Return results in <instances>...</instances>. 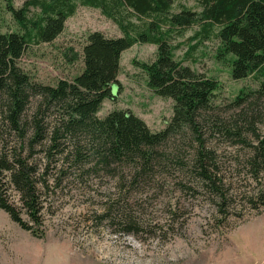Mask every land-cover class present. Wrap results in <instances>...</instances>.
<instances>
[{"label":"trees","instance_id":"trees-1","mask_svg":"<svg viewBox=\"0 0 264 264\" xmlns=\"http://www.w3.org/2000/svg\"><path fill=\"white\" fill-rule=\"evenodd\" d=\"M200 12L182 7L173 13L174 0H78L99 9L122 36L93 32L82 49L83 70L72 81L56 86L33 81L18 65L27 42L50 43L74 14L76 0H28L21 9L8 5L23 33H0V210L36 239L45 237L46 216L70 191L80 190L120 166H132L135 175L160 165L156 149L173 131L193 127L196 117L209 108L217 81L194 73L174 60V35L196 27L198 43L218 40L217 60H230L231 78L261 79L264 97V0H197ZM40 15L27 17L29 8ZM137 43L157 47L153 62L141 64L148 88L171 99L173 116L166 128L152 132L131 111L113 110L104 118V100L112 101L121 55ZM116 90V91H117ZM241 90L236 101H242ZM245 167L252 181L264 173V139L252 147ZM211 152L197 151L192 163L194 182L221 199L223 182ZM244 194V193H242ZM263 201L264 191L246 197ZM91 199V197H89ZM97 222L122 226L124 234H137L142 224L130 214L121 196H105ZM170 215H173L170 213Z\"/></svg>","mask_w":264,"mask_h":264},{"label":"rangeland","instance_id":"rangeland-1","mask_svg":"<svg viewBox=\"0 0 264 264\" xmlns=\"http://www.w3.org/2000/svg\"><path fill=\"white\" fill-rule=\"evenodd\" d=\"M26 1L0 0V33H23L8 5L18 10ZM76 3L56 39L27 42L18 65L33 81L53 87L60 80L72 81L83 70L82 49L91 33L122 36L99 9ZM182 7L201 10L197 0H174L172 12ZM39 15L38 8H29L28 18ZM197 30L173 36L172 46H178L174 60L217 81L209 108L196 117L193 127L173 131L156 149L160 165L150 172L141 170L137 176L132 166H120L85 188H73L53 205L54 214L46 216L43 239L23 231L0 210V264H48L64 257L72 264H264V199L252 204L246 198L264 191V173L254 182L245 167L252 147L264 139V97L258 93L262 80H233L232 58L217 60L218 40L198 43L193 39ZM156 52L155 45L137 43L122 53L119 90L114 86L112 101L104 100L99 118L113 110H129L152 132L166 128L174 103L148 88L140 66L153 62ZM241 90L243 100L236 101ZM200 150L211 152L223 182V199L193 180L192 163ZM105 196L127 201L129 213L142 223L139 233L124 234L122 226L94 219L93 211L101 213Z\"/></svg>","mask_w":264,"mask_h":264},{"label":"crops","instance_id":"crops-1","mask_svg":"<svg viewBox=\"0 0 264 264\" xmlns=\"http://www.w3.org/2000/svg\"><path fill=\"white\" fill-rule=\"evenodd\" d=\"M48 264H72V263L68 262V259L64 257V258H59L57 263L48 262ZM86 264H110V263L95 261V262H89Z\"/></svg>","mask_w":264,"mask_h":264}]
</instances>
